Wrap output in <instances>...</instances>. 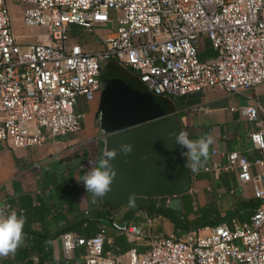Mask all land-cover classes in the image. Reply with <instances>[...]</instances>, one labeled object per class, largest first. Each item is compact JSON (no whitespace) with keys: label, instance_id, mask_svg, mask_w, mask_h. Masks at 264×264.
<instances>
[{"label":"built area","instance_id":"built-area-1","mask_svg":"<svg viewBox=\"0 0 264 264\" xmlns=\"http://www.w3.org/2000/svg\"><path fill=\"white\" fill-rule=\"evenodd\" d=\"M21 4L24 27L42 28L41 42L21 41L14 32L6 0H0V146H40L47 137L80 131L79 100L100 91V69L113 60L152 94L182 96L207 88L242 94L264 83V0H13ZM110 24L109 30L96 29ZM76 26L87 41L70 34ZM207 40L214 54L200 60ZM88 43V44H87ZM257 128L249 142L251 161L236 151L205 171L233 172L252 183L263 200L247 221L202 225L185 232L151 235L132 221L111 220L127 240L146 238L147 247L115 256L103 250L105 227L89 237L64 231L58 238L64 256L82 248L84 264H264V108L257 101L230 107ZM253 169L254 172H253ZM7 202L0 206L10 210ZM146 219V218H145ZM148 227L151 220L146 219ZM123 257V259L120 258Z\"/></svg>","mask_w":264,"mask_h":264},{"label":"crops","instance_id":"crops-1","mask_svg":"<svg viewBox=\"0 0 264 264\" xmlns=\"http://www.w3.org/2000/svg\"><path fill=\"white\" fill-rule=\"evenodd\" d=\"M71 31L73 33L70 34L77 36L81 33L76 26H70ZM79 38L82 42L91 40L93 48L98 46V40L85 37V34ZM100 92L101 89L87 103L77 102L75 109L83 114L80 131L65 137H47L40 146L16 149L0 146V206L8 202L11 208L5 213L14 211L25 218L24 242L15 254L0 257V264H84L82 248H75L68 256L63 255L59 234L71 231L89 236L102 226L106 232L104 243L109 245L112 236L118 235L110 228L111 220H129L148 230L156 225L160 232H179L172 231L165 221L161 225L151 222L148 227L144 213L140 211L126 218L128 203L115 210L106 206L102 208L100 198L93 203L82 181L78 182L77 179L95 167L99 160L103 133L98 128V121L97 126H93V121L94 114L97 115ZM167 97L173 103L180 131L186 132L193 140L212 137L207 161H202L198 172L188 168L190 186L186 193L194 197V209L216 207L222 216L232 212L237 204L256 200L252 196L251 182L240 184L233 172L205 171L203 168L214 161H222L223 154L228 151H236L249 161L257 156L248 137L257 126L243 119L236 109L230 110V107L237 108L248 100H255L264 108V83L242 94L207 88ZM258 119L264 122L263 116L259 115ZM259 169L264 170V164ZM90 203L94 205L90 207ZM93 208L102 212L98 219L93 216ZM238 209V213L244 215L251 212L249 208Z\"/></svg>","mask_w":264,"mask_h":264},{"label":"water","instance_id":"water-1","mask_svg":"<svg viewBox=\"0 0 264 264\" xmlns=\"http://www.w3.org/2000/svg\"><path fill=\"white\" fill-rule=\"evenodd\" d=\"M98 128L103 133L101 151L133 145L128 156L112 161L115 170L111 191L100 198L115 210L134 196L168 197L167 206L179 209V195L190 186L189 170L180 149L169 151L170 132L180 131L174 106L167 96L150 93L142 83L113 60L100 69Z\"/></svg>","mask_w":264,"mask_h":264},{"label":"clouds","instance_id":"clouds-1","mask_svg":"<svg viewBox=\"0 0 264 264\" xmlns=\"http://www.w3.org/2000/svg\"><path fill=\"white\" fill-rule=\"evenodd\" d=\"M168 135L173 143L165 144V147L169 151L180 149V156L184 158V166L192 172H198V166L209 158L212 137L205 136L193 140L184 131L170 132ZM132 152L133 145L129 143L120 144L118 150L105 149L96 166L85 173L82 178L77 179L78 182L82 181L86 193L91 194L93 203L97 198H103L111 191L116 175L112 161L118 155L128 156ZM129 203L134 206L133 200L130 199ZM24 225L25 218L22 215L18 216L14 211L5 213L0 209V257L15 254L17 248L22 245L25 239Z\"/></svg>","mask_w":264,"mask_h":264},{"label":"trees","instance_id":"trees-1","mask_svg":"<svg viewBox=\"0 0 264 264\" xmlns=\"http://www.w3.org/2000/svg\"><path fill=\"white\" fill-rule=\"evenodd\" d=\"M70 33H73L71 31ZM214 54L213 50L210 48V45L208 44V41L204 44H202V50L198 51V57L200 60H203L207 57H210ZM179 209H173L171 207L167 206V199L168 197H143V196H134L131 198V200L134 201V206L130 205L128 202L129 208L125 211L126 218H129L134 215L136 211H140L144 213V218L149 219L151 221H156L157 224L161 225V222L165 221L170 229L172 231H179V232H185L191 229H194L196 227L202 226V225H216L221 222H228L232 217L236 216L242 221H247L251 214L254 212V210L257 208L259 203L261 202L260 199L255 198L256 200H247L243 203L235 205V208L232 212L226 213L222 216H220L218 213L215 215L210 216V213L204 212V213H198V208L193 207V204L195 203L194 197H192L191 194L188 193H182L179 196ZM97 200V199H96ZM8 203V202H7ZM181 203V204H180ZM9 204V203H8ZM90 207L94 205L93 203L89 204ZM10 206V204H9ZM95 207V206H94ZM100 207H105L103 203H100ZM209 207V206H207ZM205 207V208H207ZM238 208H249L251 210L250 213L240 214L238 213ZM204 209V208H202ZM191 215V217H189ZM93 216L98 219V217L102 216V212H98L96 208H93ZM210 216V217H209ZM235 217V218H236ZM125 221V220H124ZM158 225L160 228L161 226ZM151 226V225H150ZM97 230L89 235H94ZM149 232L151 235H165L167 233L160 232L159 229L156 228V225H154L152 228H149ZM78 235V234H77ZM106 235V232H105ZM84 236V237H89ZM105 242V241H104ZM135 247L138 251L144 250L146 245V238H143L142 240H132L127 241L123 235H113L111 244L106 245L103 243V250L110 252L111 254L118 256L122 255L124 252H126L129 248Z\"/></svg>","mask_w":264,"mask_h":264},{"label":"rangeland","instance_id":"rangeland-1","mask_svg":"<svg viewBox=\"0 0 264 264\" xmlns=\"http://www.w3.org/2000/svg\"><path fill=\"white\" fill-rule=\"evenodd\" d=\"M6 6L10 15V19H11V24H12V28L14 30V32L19 36L21 41H27V42H41L45 39V32L42 28L36 27V28H28V27H24L18 18V10L22 7L20 3L13 1V0H6ZM112 27L110 26V24H106L105 26H102L100 28V30H97L96 33L101 34V32L106 31L111 29ZM85 37H89L90 36L88 34H85ZM202 44H204L206 41H201ZM89 47L93 48L94 43H91V40L88 42ZM202 44H200L198 46L199 51L202 50ZM96 45V44H95ZM97 115L94 114V121H93V126H97ZM86 147V146H85ZM220 201V200H219ZM216 207H207L204 209H198V213H210L209 215H215L216 213H218L216 211ZM209 216V217H210ZM144 221L146 222L147 220L144 219ZM152 223H156V221H151ZM152 223H149L150 225H152ZM147 225V224H146ZM148 226V225H147Z\"/></svg>","mask_w":264,"mask_h":264}]
</instances>
